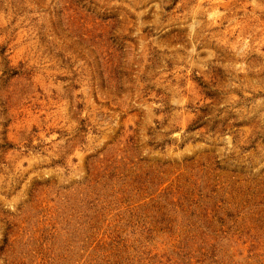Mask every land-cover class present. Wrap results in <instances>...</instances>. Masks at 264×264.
Instances as JSON below:
<instances>
[{"label": "rangeland", "instance_id": "374dc122", "mask_svg": "<svg viewBox=\"0 0 264 264\" xmlns=\"http://www.w3.org/2000/svg\"><path fill=\"white\" fill-rule=\"evenodd\" d=\"M0 264H264V0H0Z\"/></svg>", "mask_w": 264, "mask_h": 264}]
</instances>
